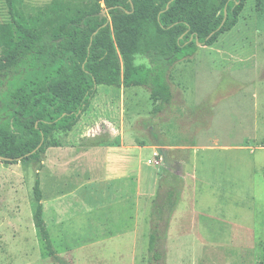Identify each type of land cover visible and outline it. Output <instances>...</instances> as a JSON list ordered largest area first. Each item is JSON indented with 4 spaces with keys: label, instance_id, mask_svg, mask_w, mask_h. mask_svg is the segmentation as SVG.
Instances as JSON below:
<instances>
[{
    "label": "rangeland",
    "instance_id": "374dc122",
    "mask_svg": "<svg viewBox=\"0 0 264 264\" xmlns=\"http://www.w3.org/2000/svg\"><path fill=\"white\" fill-rule=\"evenodd\" d=\"M54 1L15 5L32 17ZM60 1L75 10L104 8L102 0ZM7 22L0 0V25ZM196 46L190 59L170 69V107L154 112L159 102L143 86L100 85L78 123L53 135L50 142L58 146L46 149L42 163L0 160V264H149L156 195L133 218L116 200L108 206L110 200H95L90 188L77 190L106 176L99 150L84 148L100 144L108 122L121 128V120L130 147L144 148L142 172L152 177L146 184L179 191L164 264H264V0H247L232 29ZM135 63L147 60L136 56ZM96 123L102 130L95 128L101 134L95 141L80 137ZM37 170L43 220L61 263L48 255L34 225ZM60 192L69 196L57 199Z\"/></svg>",
    "mask_w": 264,
    "mask_h": 264
},
{
    "label": "trees",
    "instance_id": "16d2710c",
    "mask_svg": "<svg viewBox=\"0 0 264 264\" xmlns=\"http://www.w3.org/2000/svg\"><path fill=\"white\" fill-rule=\"evenodd\" d=\"M75 10L57 0L35 16L5 0L9 22L0 25V160L42 163L56 133L71 130L97 93V87H146L158 101L154 112L170 107V69L190 59L196 45H211L232 29L247 0H102ZM104 15L100 17V14ZM136 56L147 60L136 64ZM122 63V65L120 64ZM158 145L157 142L152 143ZM144 146V145H142ZM37 170L34 225L55 263L43 220ZM179 191L158 188L152 201L149 264H164L167 230Z\"/></svg>",
    "mask_w": 264,
    "mask_h": 264
},
{
    "label": "crops",
    "instance_id": "0c3cea01",
    "mask_svg": "<svg viewBox=\"0 0 264 264\" xmlns=\"http://www.w3.org/2000/svg\"><path fill=\"white\" fill-rule=\"evenodd\" d=\"M120 124L121 128H119V124L115 126L114 123L108 122L107 129H105L103 135L105 139H102L100 144H93L96 146L90 144V146L84 148V151L88 152L95 149L99 150L97 158L100 159V168L103 169L106 176L93 177L90 180L91 183H81L77 190L82 192L83 189L90 188V196H95V200H99V197L110 200L107 203L108 206L112 205L111 203L116 200L117 205L119 204L129 210L132 209L129 212L134 215L133 218H137L141 213L142 205L149 198L156 195L158 185L146 184L152 177L150 176V178L146 179L142 172L141 151L144 148L140 146L131 148L129 145V134L124 129V121L121 120ZM97 127L102 130L101 123L91 124L89 127L83 128L80 137L88 138V142L95 141L101 135L98 132H94ZM48 163H50L49 157L43 160V170L46 169ZM68 196L64 192H60L56 198L61 199ZM136 227L132 231L137 230Z\"/></svg>",
    "mask_w": 264,
    "mask_h": 264
},
{
    "label": "water",
    "instance_id": "95a60500",
    "mask_svg": "<svg viewBox=\"0 0 264 264\" xmlns=\"http://www.w3.org/2000/svg\"><path fill=\"white\" fill-rule=\"evenodd\" d=\"M104 15V12L100 14V17H102Z\"/></svg>",
    "mask_w": 264,
    "mask_h": 264
}]
</instances>
